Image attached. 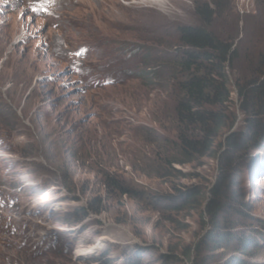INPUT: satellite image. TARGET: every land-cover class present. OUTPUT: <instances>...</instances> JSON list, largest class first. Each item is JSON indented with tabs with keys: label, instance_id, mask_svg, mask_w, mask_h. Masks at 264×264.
Listing matches in <instances>:
<instances>
[{
	"label": "rangeland",
	"instance_id": "rangeland-1",
	"mask_svg": "<svg viewBox=\"0 0 264 264\" xmlns=\"http://www.w3.org/2000/svg\"><path fill=\"white\" fill-rule=\"evenodd\" d=\"M85 1L59 11L89 23L0 0V264H264V114L246 131L236 88L264 77V0ZM198 4L211 11L202 21ZM202 22L238 50L225 72L232 102L205 107L226 120L212 154L171 164L179 30ZM228 123L248 143L232 154L224 196L232 188L249 205L225 201L229 225L186 257L206 233Z\"/></svg>",
	"mask_w": 264,
	"mask_h": 264
},
{
	"label": "trees",
	"instance_id": "trees-1",
	"mask_svg": "<svg viewBox=\"0 0 264 264\" xmlns=\"http://www.w3.org/2000/svg\"><path fill=\"white\" fill-rule=\"evenodd\" d=\"M197 10L202 17L201 21L211 14L208 4H198ZM179 34L181 55L176 62L183 80L176 85L179 91L176 95V112L181 129L175 147L179 157L173 158L170 163L189 164L211 155L218 136L226 127L224 114L205 107L221 110L232 102V89L227 83L225 72L237 59L238 50L230 39L215 36L203 22L197 25L183 24ZM260 64L264 74V59ZM236 88L241 99L240 110L245 114L247 131L250 122L264 114V77L261 86L259 81L251 79L246 84L237 83ZM228 128L214 156L219 164L218 174L210 187L208 201L201 216L206 233L195 247L185 253L186 257H190L195 251L200 255L209 236H219L221 228L229 225L227 216L230 210L226 202L236 211L238 208L247 210L249 205L245 196L239 197L232 188L224 196L232 154H236L240 145L248 143L246 131L229 123ZM197 194L201 195L202 192L196 189L179 190V196L189 197L188 200ZM219 240L222 239L219 237ZM194 263L195 258L192 260V264Z\"/></svg>",
	"mask_w": 264,
	"mask_h": 264
},
{
	"label": "bare ground",
	"instance_id": "bare-ground-1",
	"mask_svg": "<svg viewBox=\"0 0 264 264\" xmlns=\"http://www.w3.org/2000/svg\"><path fill=\"white\" fill-rule=\"evenodd\" d=\"M33 1H35L39 5L41 4L43 8H46L52 13L56 12V15L60 19L63 17V18H69L71 19V21H81V22L82 21L88 22V20L90 19L87 16H86L87 18L82 17V16L81 17L75 16L73 12L70 13L69 16L64 15L61 17V12L59 11V10L72 11L74 9L76 10L86 9L87 10L88 5L85 0H33ZM97 1L99 2V7L101 8V6H103L102 0H97ZM146 1L152 2V4H155L159 6L160 8H165L169 4L170 0H146ZM103 14H104L103 17H105L111 23L118 24V25L122 24V21L118 14L113 15L111 13H106V12H103ZM0 155H7V154L4 151H0ZM118 230H120L122 234L130 236V233L127 228L123 226H119ZM104 238L109 239L108 237H104Z\"/></svg>",
	"mask_w": 264,
	"mask_h": 264
}]
</instances>
